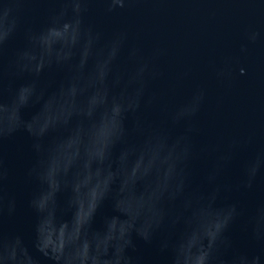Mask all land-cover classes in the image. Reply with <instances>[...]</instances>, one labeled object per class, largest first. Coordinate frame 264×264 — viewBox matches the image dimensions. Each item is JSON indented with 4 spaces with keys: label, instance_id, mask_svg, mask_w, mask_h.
Returning <instances> with one entry per match:
<instances>
[{
    "label": "water",
    "instance_id": "95a60500",
    "mask_svg": "<svg viewBox=\"0 0 264 264\" xmlns=\"http://www.w3.org/2000/svg\"><path fill=\"white\" fill-rule=\"evenodd\" d=\"M0 264H264V0H0Z\"/></svg>",
    "mask_w": 264,
    "mask_h": 264
}]
</instances>
